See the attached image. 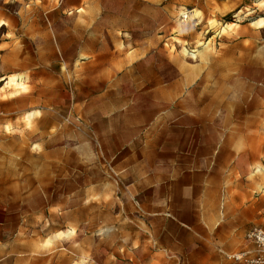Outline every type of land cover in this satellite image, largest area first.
I'll return each instance as SVG.
<instances>
[{"label": "rangeland", "instance_id": "374dc122", "mask_svg": "<svg viewBox=\"0 0 264 264\" xmlns=\"http://www.w3.org/2000/svg\"><path fill=\"white\" fill-rule=\"evenodd\" d=\"M20 1L0 9V191L5 180L45 195L43 231L62 245L50 251L73 264L121 261L98 215L114 210L109 195L125 213L102 140L112 148L128 115L168 144L202 131L232 146L224 208L255 253L245 233L264 228V0ZM63 214L69 232L51 228Z\"/></svg>", "mask_w": 264, "mask_h": 264}, {"label": "crops", "instance_id": "0c3cea01", "mask_svg": "<svg viewBox=\"0 0 264 264\" xmlns=\"http://www.w3.org/2000/svg\"><path fill=\"white\" fill-rule=\"evenodd\" d=\"M37 1L23 4L29 7ZM3 2L0 0V9ZM182 115L183 121L191 119ZM148 121L125 115L113 147L102 140L105 153L114 159L117 195L125 213L115 195L101 198L114 202V210L100 205L99 231L114 234L109 254L121 260L101 263H231L226 256L243 251L244 246L242 221L233 218V210L224 208L228 173L233 167L232 146L222 145L218 136L202 131L174 135L168 144L161 131L147 128ZM7 182L3 181L0 191V264H73L67 254H53L47 247L52 241L57 247L62 245L58 239L48 241V231H43L50 210L42 203L45 195L27 193L17 182ZM103 187L107 188L105 182ZM33 199L37 205H27ZM52 220H57L53 230L69 232L67 214ZM252 226L261 227L251 225L246 231Z\"/></svg>", "mask_w": 264, "mask_h": 264}, {"label": "built area", "instance_id": "2783aa9c", "mask_svg": "<svg viewBox=\"0 0 264 264\" xmlns=\"http://www.w3.org/2000/svg\"><path fill=\"white\" fill-rule=\"evenodd\" d=\"M245 239L255 247L256 252L252 253L248 250H243L236 254L227 255L226 259L235 264H263L264 230L261 227L252 226L246 231Z\"/></svg>", "mask_w": 264, "mask_h": 264}, {"label": "bare ground", "instance_id": "6f19581e", "mask_svg": "<svg viewBox=\"0 0 264 264\" xmlns=\"http://www.w3.org/2000/svg\"><path fill=\"white\" fill-rule=\"evenodd\" d=\"M259 26H264V20L262 19H260V23H259ZM207 45L206 46H204V51H206L207 50ZM185 51V53H186V50H184ZM193 56V55H192ZM23 82V81H22ZM7 83H12V84H14V86H16V87H20V86H22V84H21V79H20V81H19V78H16V77H9L8 78V82ZM25 86V85H24ZM21 88V87H20ZM20 88H19V90H20ZM31 117V116H30Z\"/></svg>", "mask_w": 264, "mask_h": 264}]
</instances>
